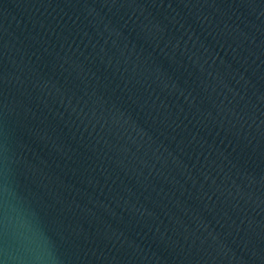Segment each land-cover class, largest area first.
<instances>
[{"label":"water","instance_id":"obj_1","mask_svg":"<svg viewBox=\"0 0 264 264\" xmlns=\"http://www.w3.org/2000/svg\"><path fill=\"white\" fill-rule=\"evenodd\" d=\"M0 264H264V0H0Z\"/></svg>","mask_w":264,"mask_h":264}]
</instances>
